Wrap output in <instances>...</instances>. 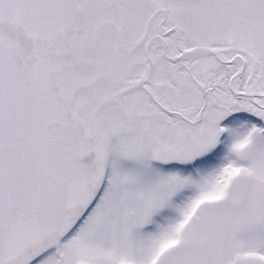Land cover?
Segmentation results:
<instances>
[{
    "label": "snow or ice",
    "instance_id": "1",
    "mask_svg": "<svg viewBox=\"0 0 264 264\" xmlns=\"http://www.w3.org/2000/svg\"><path fill=\"white\" fill-rule=\"evenodd\" d=\"M0 264H264V0H0Z\"/></svg>",
    "mask_w": 264,
    "mask_h": 264
}]
</instances>
